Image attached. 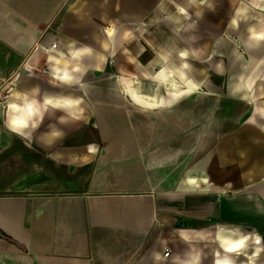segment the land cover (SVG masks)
<instances>
[{
  "label": "crops",
  "instance_id": "0c3cea01",
  "mask_svg": "<svg viewBox=\"0 0 264 264\" xmlns=\"http://www.w3.org/2000/svg\"><path fill=\"white\" fill-rule=\"evenodd\" d=\"M40 7L37 39H26L32 47L0 65V87L5 82L10 92L0 100V264H181L197 255L199 264H264V121L224 115L201 150L184 153L177 120L175 134L163 133L162 121L149 133L152 110L126 92L172 108L180 96L171 95V81L180 70L189 79L181 62L193 60L203 67L204 78L195 79L203 85L210 72L230 78L223 109L261 102L264 68L253 65L264 60V40L250 36L264 30V0H44ZM10 30L18 48V26ZM85 47L91 51L71 58ZM146 51L150 63L142 61ZM52 57L87 71L59 81ZM161 71L173 73L164 93H144L141 81L164 83L156 79ZM26 92L79 99L71 111L80 118L49 106L37 129L18 135L6 126L7 105ZM184 156L202 160L180 181ZM210 220L220 225L190 227Z\"/></svg>",
  "mask_w": 264,
  "mask_h": 264
},
{
  "label": "rangeland",
  "instance_id": "374dc122",
  "mask_svg": "<svg viewBox=\"0 0 264 264\" xmlns=\"http://www.w3.org/2000/svg\"><path fill=\"white\" fill-rule=\"evenodd\" d=\"M45 1L52 2V0ZM43 2L44 0H0V65L2 63L5 64V60L9 61L11 60V58H18L14 57V55L16 56L17 53L19 54V58H21V56L27 52L29 47H32L31 45L29 46L26 44V39L31 40L33 39V37L34 39H37V36L39 34V27L41 28L42 26L41 20L43 19V12H37L36 10L37 8L41 9L40 6L43 4ZM46 15H48V13ZM13 22L14 25L18 26V48H16V45H11L9 43L11 42L10 37L12 35L10 28L12 27ZM161 47H163V49H165L166 51H171L169 45H164ZM175 47V51H177L179 47ZM239 51L245 54V50L243 48L240 47ZM151 55L152 53H150V51H146L142 61H148L147 63L152 62L149 61V58L152 57ZM113 61L114 58H110V63H113ZM247 63L248 62L244 60L234 61V65H237V67L239 66L240 68ZM261 65L264 68V60H261V64L257 66L255 64L253 66L258 68ZM185 70L189 79L192 80L194 84L201 86H197L191 92L184 91L183 95L180 96L178 101L173 103L172 108L170 104L163 105L158 108H151V113L147 115L148 124L150 123V128H148L149 133L154 131L153 126H155V122L159 124L160 121H162L163 133L169 135L170 132H173L175 134V128H173L172 131L171 120H177L179 149H182L181 151H185L184 153H186L190 150V147H194L196 153L204 147L202 138L209 133L211 134L212 132H216L212 130L217 127V125L215 124L218 122L219 118L223 117L224 115H226V118L230 119L231 116H234V113H237L238 115L240 114L242 122H247V120L264 121V108H262L261 111H258V108H256L259 103H263L264 98H261L259 100L261 102L250 100L249 103H247L249 104L248 107L244 106L241 103H238L235 109L227 108L225 110L221 107V102H224V100L229 96L226 92L225 84L228 83V80H230V78L226 76L219 77L213 72H210V77L207 78L208 82L203 85L202 82L195 80L204 78L203 67L199 65L198 62L191 60L190 67ZM233 79L236 80L235 84L240 85V82L237 81V78H231L232 81H234ZM180 82L182 83V87L184 83L181 80ZM9 83L10 82H8V85ZM141 83L147 84V91L144 93L148 92V95L149 92L152 91L153 94H155V92L157 91L158 95H161L166 89L165 82L155 83L152 78H147V81L143 80L141 81ZM6 91L8 92L9 88ZM239 96H241V94ZM201 160L202 156H197L196 158H194V162L193 158L190 162V157H180L179 180L182 181L186 173H190V170H192L193 167L201 165ZM243 200V202H245L248 199L243 198ZM184 223L185 222L180 221V226ZM228 223L231 222L224 221L221 225H230ZM194 225L195 227L201 228L208 225L217 227L220 224L218 222H215L214 220L196 221L191 222L190 227H194ZM200 258L202 259V254Z\"/></svg>",
  "mask_w": 264,
  "mask_h": 264
},
{
  "label": "clouds",
  "instance_id": "9594fccd",
  "mask_svg": "<svg viewBox=\"0 0 264 264\" xmlns=\"http://www.w3.org/2000/svg\"><path fill=\"white\" fill-rule=\"evenodd\" d=\"M181 12L184 11L183 8L180 9ZM235 23V21H233ZM114 33V28H109L107 30V35L111 37ZM250 39L253 41H262L264 40V30H261L257 33L255 30H251ZM54 50V48H53ZM91 50L87 47L83 48L82 50L73 51L71 53V58L73 60L78 61L83 55L87 54ZM181 55L186 56L187 53H181ZM54 61V65L52 68V72L55 75V78L62 82H72L75 77L74 73H83L86 72L87 69L81 66H73L70 67L68 63H63L62 60L57 59L55 57L51 58ZM189 66L188 64H184L183 68L187 69ZM173 75V73H168L167 76L165 75L164 71L159 73V76L156 79H163L165 83L168 82L169 78ZM179 79L187 86L189 92L194 90L197 85L193 83L192 80L186 79L183 71L178 73ZM171 88L173 96H182L183 93L177 91L179 85L175 82V80L171 81ZM30 92L38 93L39 88H33ZM128 95L131 96V99L136 104L142 105L146 108H158L165 104V100L161 98L159 102H157L152 97H144L138 95L135 91H132L131 88L126 89ZM19 102H13L7 105V117H6V126L10 128V130L18 135H25L24 130L26 129H37L42 121L44 114L49 106L57 110H69L67 112L68 115L74 116L76 119H79L80 116L78 113L71 111L74 109L75 106L79 105L81 101L79 99H73L69 97H62L59 95H45L42 100H38L33 97H29L28 92L23 93L18 97ZM82 111V110H81ZM60 122L64 121V117L59 118ZM255 123L254 120L251 121ZM53 136H61L62 134L59 132L52 133ZM93 144L87 146V149L91 150ZM98 148L99 145H96ZM183 231V230H178ZM243 241L237 242L229 246L226 251L231 253L235 252L242 247ZM161 256L159 254L156 255V260H160ZM181 264H199V256H192L188 260L181 262ZM215 264H234V261L230 259H217Z\"/></svg>",
  "mask_w": 264,
  "mask_h": 264
},
{
  "label": "built area",
  "instance_id": "2783aa9c",
  "mask_svg": "<svg viewBox=\"0 0 264 264\" xmlns=\"http://www.w3.org/2000/svg\"><path fill=\"white\" fill-rule=\"evenodd\" d=\"M6 84H3L1 87H0V100H6V99H9L10 98V92L8 91H5V88H6ZM169 251L167 250L165 252V256H168L169 255Z\"/></svg>",
  "mask_w": 264,
  "mask_h": 264
},
{
  "label": "bare ground",
  "instance_id": "6f19581e",
  "mask_svg": "<svg viewBox=\"0 0 264 264\" xmlns=\"http://www.w3.org/2000/svg\"><path fill=\"white\" fill-rule=\"evenodd\" d=\"M183 53H186V52H183ZM183 56V55H182ZM184 64H186V61L185 60H183L182 62H181V65H182V67H183V65ZM181 67V66H180ZM181 71H183V70H180V72ZM183 73H184V71H183ZM184 75H185V73H184ZM186 78V77H185ZM178 80H176V83L179 85V87H180V85H181V82H180V79L179 78H177ZM152 98H154L155 100H156V97L155 96H152Z\"/></svg>",
  "mask_w": 264,
  "mask_h": 264
}]
</instances>
